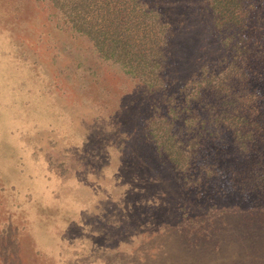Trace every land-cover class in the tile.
I'll use <instances>...</instances> for the list:
<instances>
[{"label":"rangeland","instance_id":"obj_1","mask_svg":"<svg viewBox=\"0 0 264 264\" xmlns=\"http://www.w3.org/2000/svg\"><path fill=\"white\" fill-rule=\"evenodd\" d=\"M143 1L169 27L161 90L102 56L50 0H0V264H264V211L217 195L222 177L185 191L145 129L168 94L229 54L208 2ZM252 1L257 48L264 0ZM217 155L227 167L225 146Z\"/></svg>","mask_w":264,"mask_h":264},{"label":"trees","instance_id":"obj_2","mask_svg":"<svg viewBox=\"0 0 264 264\" xmlns=\"http://www.w3.org/2000/svg\"><path fill=\"white\" fill-rule=\"evenodd\" d=\"M50 1L102 56L120 63L148 89L165 88L169 27L158 9L143 0ZM207 2L229 54L168 94L145 129L185 191L205 189L222 177L217 195L232 193L247 201L256 217L264 211V81H255L246 62L249 55L252 65L262 64L264 45L251 46L255 41L247 36L252 0ZM221 145L228 164L218 170Z\"/></svg>","mask_w":264,"mask_h":264}]
</instances>
